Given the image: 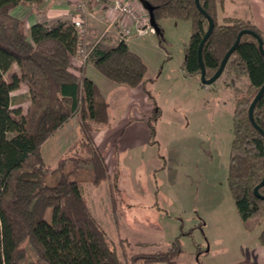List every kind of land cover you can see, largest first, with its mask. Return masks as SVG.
<instances>
[{"label":"trees","instance_id":"1","mask_svg":"<svg viewBox=\"0 0 264 264\" xmlns=\"http://www.w3.org/2000/svg\"><path fill=\"white\" fill-rule=\"evenodd\" d=\"M43 0H0V264H124L100 221L91 212L81 191L83 182L99 186L110 177L105 155L95 140L97 127L109 120V103L97 83L85 73V64L73 71L82 39L73 22L57 19L36 22L28 32L12 11ZM159 21L164 17L190 20L192 32L184 70L200 77V43L209 28L208 17L196 0H146ZM214 21L203 49L207 77L219 69L241 30L250 29L264 41V31L251 19L225 16L226 0H200ZM90 62L109 80L129 87H146L148 67L124 38L111 48L96 46ZM18 69L14 70L13 66ZM6 77V83L4 81ZM223 81L234 99V128L228 182L237 211L246 226H262L259 243L264 247V199L254 189L264 178V134L250 118V105L264 86V55L259 42L245 33L231 54ZM26 85L30 105L24 113L12 107V92ZM205 85V84H203ZM147 119L152 134L161 109L154 106ZM77 115L80 136L58 160L46 164L45 141ZM254 119L264 130V93L254 107ZM9 120L14 132H8ZM114 188H117L114 186ZM259 192L264 195V185ZM115 203V196L112 193ZM180 236L164 250L140 252L132 264H176L182 253Z\"/></svg>","mask_w":264,"mask_h":264},{"label":"rangeland","instance_id":"2","mask_svg":"<svg viewBox=\"0 0 264 264\" xmlns=\"http://www.w3.org/2000/svg\"><path fill=\"white\" fill-rule=\"evenodd\" d=\"M232 1L240 7L232 4L234 11L230 7L227 11L220 9L221 21L228 15H248L241 9H249V0ZM99 2L108 8L113 22L115 13L107 0ZM86 5L79 1L76 6L82 13L79 19L87 27L85 36L91 25L89 19L95 17L88 11L96 12V8L88 9ZM24 11L33 12L29 8ZM84 13L90 17L88 20ZM104 18L105 26L95 27L91 43L83 40V44L97 43L102 47L103 40L112 35L115 24L109 27L111 20ZM50 19L48 23L55 21ZM159 23L164 30L163 40L155 30L151 31V25L143 32L133 27L130 35L132 50L148 67L146 87L153 98L146 96L145 103L137 100L128 114L147 120L152 108L159 107L156 133L148 144L134 151H122L118 169L110 173L112 182L118 180L119 186L117 216L111 211L114 202L107 195L108 181L99 187L83 183L85 190L90 186L85 195L92 208L100 205L101 211L96 209L98 220L124 264H132L131 257L137 253L166 249L178 236L183 250L176 264H260L261 254L256 249L261 246L262 226H246L228 182L235 107L232 92L223 81L203 85L200 77L190 76L184 70L192 32L190 20L164 17ZM13 68L18 69L17 65ZM94 70L90 68L89 75L107 90L112 117L121 116L126 108L123 98L108 90L103 82L111 81ZM29 105L27 87L21 85L12 92V107L25 113ZM14 125L9 120L8 132H14ZM134 264L145 263L139 260Z\"/></svg>","mask_w":264,"mask_h":264},{"label":"crops","instance_id":"3","mask_svg":"<svg viewBox=\"0 0 264 264\" xmlns=\"http://www.w3.org/2000/svg\"><path fill=\"white\" fill-rule=\"evenodd\" d=\"M79 1H82L84 2V4H87L86 7L88 9L90 7H92V10L93 8H96V12L88 11V13L94 14L95 16L94 19L93 18L91 19L89 16L85 17V13H84L85 19H87L88 17L90 18L89 20H91V25H89L90 28H88L89 30L88 34L83 38V40L86 41L87 43H91L96 32L95 27L100 26L103 28L105 26V18H104L105 16L107 18L106 20L107 22L111 20L109 16L110 14L108 12V8L103 4H100L99 0H43L41 3L34 4L31 6H18L12 11V13L24 21L26 25V31L28 32L32 24L36 22H47V20L51 21L50 18L55 20L61 19L68 22H74L75 20H78L79 18L82 17V13L79 12L78 8L76 7ZM132 1L134 6L142 16V18H144V20H148V19L150 20L149 11L144 6L143 2L141 0H132ZM230 1L228 3V0H226L224 6V9L226 11L227 9H229V7H230V11L231 9L234 11L233 9L234 7L232 4L237 6V8L240 7L236 3H233V1L232 2ZM248 7L249 9H247V6L245 7V9H241L243 13L245 11L248 12L247 16H245L244 14L240 16L235 14V16L244 19H251L259 28H261L264 31V0H249ZM27 8L31 9V11L33 12H28V11L25 12L24 10L25 9L27 10ZM99 9H102V11H100L102 14L106 12L105 16L98 11ZM235 11L238 12L237 10ZM126 21L127 20H125L124 22ZM127 22L130 24L131 29L133 27H137L135 23L133 22L130 23L129 21ZM112 26L113 25L109 27ZM118 26H120V24L116 23L114 26L115 27L114 30L111 31L112 35L107 36L106 39L103 40L102 48H111L120 41L122 36H121V30L116 29L118 28ZM146 27L148 26H142L143 29H145ZM136 30L139 32L138 27ZM106 31L107 29H105V32ZM83 40L82 43L84 42ZM125 40L128 43L130 49L132 50L130 36H127ZM73 61H74L73 71L76 74H79L78 67H80L83 64L80 62L79 59L74 58ZM94 67L95 66L93 65L92 62H88V64L87 63L85 64V73L87 76L91 77L89 75V69L91 68L92 71H95ZM96 76L100 79V76H98V74ZM91 78L97 83L100 94L109 103V120L107 123L101 124L97 127L95 133V140L98 146L100 147V149L102 150L103 154L105 155L109 172L111 173V171L113 172L116 169H118L117 168V166L119 165L118 160H119V156L122 154V151H134L137 148L148 144L149 142H151V138L154 137L156 133V129H155V133L152 134L151 128L146 119H142L137 115L133 117L130 116V114H128L131 109V106L135 105L137 100L141 101L142 103L148 102L146 98V96L148 95L145 93L143 86L140 85L137 87H129L124 84H117L106 78L111 82L107 81L105 83L103 82V84L105 86H108V90L121 96L123 98L122 100H124L126 104V108L124 109V111H122L123 114L121 116L117 115L118 117L115 116L112 117V114L110 112L111 103L107 99V95H106L107 90L102 89L98 81H96V79H94L93 77ZM102 81L104 80H101V82ZM79 136H80V124L77 115H75L71 117L52 136H50L43 144L42 153L46 164L55 167L57 165L58 160L68 151V149L74 144V142L78 140ZM106 181H108L106 186L107 195L108 196L110 195L112 199V193H113L116 200V202L113 203V208L111 207V211H113L115 216H117L118 213L116 206H117V195L119 194L117 193L119 191L118 180L115 179L112 182V178L109 177V179ZM106 181H103L102 183ZM83 183L86 184L91 182H83ZM83 183L81 185V191L85 196V198L87 199V203L91 212L98 219V213L96 209L101 211V207L100 205H96V207L93 206V208L91 207L89 203L90 199H88L85 195L86 194L85 192L87 193L89 192L90 188L88 187L90 186H88L85 190ZM101 184L99 186H101ZM114 186L117 187V189H114ZM107 211L110 212V209H107ZM256 251L260 252L261 254L260 257L262 259L260 261V264H264V247L259 246L257 247Z\"/></svg>","mask_w":264,"mask_h":264},{"label":"water","instance_id":"4","mask_svg":"<svg viewBox=\"0 0 264 264\" xmlns=\"http://www.w3.org/2000/svg\"><path fill=\"white\" fill-rule=\"evenodd\" d=\"M144 4V6L147 8V10L149 11V15H150V25L154 28V30H159V27H158V23L156 22L155 20V16H154V9H153V6L146 0H141ZM196 3H197V6L198 8L200 9L201 12H203L209 19V22H210V25H209V28L208 30L206 31L201 43H200V46H199V49H198V57H199V60H200V64H201V75H200V79H201V82L202 84H205V85H211L213 83H215L217 81V79L221 76V74L223 73L224 71V68L231 56V54L235 51V49L237 48L242 36L245 34V33H251L253 36H255L259 42V49L261 51V53L264 55V41L262 39V37L257 34L255 31H252L250 29H244V30H241L238 34V37L234 43V45L227 51V53L225 54L222 62H221V65L219 67V69L217 70V72L210 78L207 77V74H206V66H205V63H204V60H203V54H202V49H203V46L206 42V40L208 39V37L210 36V34L212 33L213 31V28H214V21L213 19L211 18V16H209L207 14V12L203 9L201 3H200V0H196ZM264 93V86L261 88V90L257 93V95L255 96L254 100L252 101L251 105H250V110H249V113H250V118L252 120V123L253 125L260 130V132L262 134H264V130L256 123L255 119H254V107L256 105V103L258 102V100L261 98V96L263 95ZM264 185V178L263 180L261 181L260 184H258L255 189H254V192L255 194L264 199V195H262L260 192H259V189L260 187H262Z\"/></svg>","mask_w":264,"mask_h":264},{"label":"built area","instance_id":"5","mask_svg":"<svg viewBox=\"0 0 264 264\" xmlns=\"http://www.w3.org/2000/svg\"><path fill=\"white\" fill-rule=\"evenodd\" d=\"M108 7L111 11L115 13V20L111 22V25L119 23L121 26V36L126 39L127 36L131 35L132 29L130 23L133 22L137 25L139 32H143L142 26H150V20H144L136 7L133 4L132 0H107ZM127 20L126 22H124ZM77 31L83 40L86 35L87 27H85L84 21L82 19L75 20L73 22ZM151 30L154 31V28L151 27ZM98 44L94 43L92 46L83 44L79 46L75 57L79 59L82 64H85L90 60L92 52ZM90 62V61H89Z\"/></svg>","mask_w":264,"mask_h":264}]
</instances>
